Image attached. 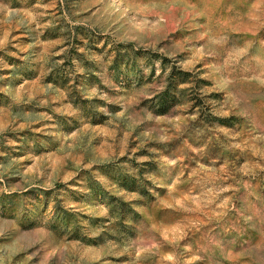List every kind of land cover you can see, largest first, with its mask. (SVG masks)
Instances as JSON below:
<instances>
[{
    "label": "rangeland",
    "instance_id": "obj_1",
    "mask_svg": "<svg viewBox=\"0 0 264 264\" xmlns=\"http://www.w3.org/2000/svg\"><path fill=\"white\" fill-rule=\"evenodd\" d=\"M0 264H264V0H0Z\"/></svg>",
    "mask_w": 264,
    "mask_h": 264
}]
</instances>
